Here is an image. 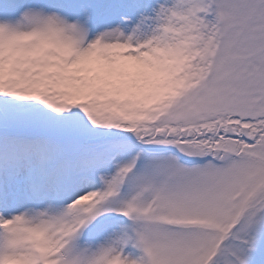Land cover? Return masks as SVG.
<instances>
[{
    "label": "snow or ice",
    "instance_id": "1",
    "mask_svg": "<svg viewBox=\"0 0 264 264\" xmlns=\"http://www.w3.org/2000/svg\"><path fill=\"white\" fill-rule=\"evenodd\" d=\"M0 264H264V0H0Z\"/></svg>",
    "mask_w": 264,
    "mask_h": 264
}]
</instances>
